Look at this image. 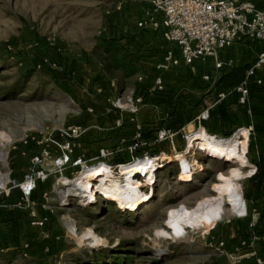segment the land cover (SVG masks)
<instances>
[{"label":"rangeland","instance_id":"obj_1","mask_svg":"<svg viewBox=\"0 0 264 264\" xmlns=\"http://www.w3.org/2000/svg\"><path fill=\"white\" fill-rule=\"evenodd\" d=\"M142 6L150 10L136 0H0V174L7 178L0 189L4 185L8 189L7 195L0 192V202L13 191L19 192L12 181L21 182L23 175L36 167L30 158L42 149L47 153L37 167L48 173L36 184L29 204L18 201L24 204H19V226L15 234H10V228L5 229L7 248L16 247L17 252L6 260V251L0 256V264H76L72 257L89 259L91 252L107 249H118L132 257L131 264H254V260L246 259V249L264 233V175L250 179L258 169L252 162L259 137L253 116L260 114V108L264 112V85L261 91H249L243 112L250 118L215 137L228 139L246 132V139H240L238 154L218 155L199 147L192 138L204 123L195 120L189 109L182 129H171V140L167 138L155 150L163 153H156L155 164L149 162L154 170L153 179L136 174L139 189L145 193L138 207L124 209L106 194L103 183L95 185L110 202L102 197L104 200L96 198L97 202L81 206L73 195L63 198L66 187L61 179L74 181L83 172L72 164L61 166L56 160L68 139L69 125L81 128L73 139V155L83 157L87 161L85 166L99 161L110 164L113 178L107 182L114 181L125 189L123 174L129 165L117 171L116 159H129L123 147L134 124L147 127L158 123L164 127L175 123L172 118L165 122L141 115L138 118L143 100L136 105L135 113L115 108L116 96L121 95L124 102L136 93L137 77L142 78L143 73L120 78L119 72H113L107 77L99 73L98 63L94 66L90 59L101 33L116 34L128 46L124 34L137 28L134 25L140 20ZM229 47L218 53L222 51L231 57L233 65H248L255 58L251 42H235ZM69 61L73 63L70 71ZM23 63L36 68L28 78L20 74ZM105 80L106 94L99 85ZM188 102L187 106H193ZM106 107L117 110L118 117L112 120L111 116H102L100 110ZM94 118L102 120V125L96 127L97 139L102 144L88 152L81 146L80 138ZM114 136L120 140L112 143ZM104 148L116 152L95 159L97 150ZM250 166L255 167L252 174ZM93 167L105 169L100 164ZM234 169L241 172L240 178L231 176ZM146 186L151 187V195ZM222 188L238 192L239 199L224 196ZM209 202L220 204L219 220L205 227L186 228L179 235L170 229L176 211H196ZM40 217L45 218L42 226L31 224ZM161 232L168 235H159Z\"/></svg>","mask_w":264,"mask_h":264},{"label":"built area","instance_id":"obj_2","mask_svg":"<svg viewBox=\"0 0 264 264\" xmlns=\"http://www.w3.org/2000/svg\"><path fill=\"white\" fill-rule=\"evenodd\" d=\"M136 1L148 5L150 13L158 16L163 39L169 46L162 52L160 59L154 64L156 74L152 77L150 84L145 90L136 91L134 95L132 93L126 97L124 102L121 95L114 98L113 106L118 110H128L131 113H135L137 111L136 105L143 100V93L153 94L163 90L160 73L177 66L179 63L184 64L190 72H193L194 61H202L206 57H211L216 71L227 70L233 65L232 61L230 59L219 60L217 52L235 42L248 41L258 46L254 60L245 69L242 82L232 90L236 93V102L239 105L246 104L249 85H261L264 83V2L260 3L261 1L257 0ZM150 21V19H140L136 22V26L137 28H143L147 24H150ZM200 78L213 83L216 77L202 74ZM141 79L140 76L137 77L138 81H141ZM217 96L222 97L223 92L217 93ZM207 117L208 109L203 108L193 118L202 121L207 119ZM143 129L144 125H140L137 122L134 124L132 135L123 147L129 155V159L117 162V171L121 165L130 164L142 159L152 160L155 164L158 157L156 153H163V150H155L167 138L170 141L174 134L171 129L162 127L156 129L152 136L144 137ZM180 129L182 128L180 127ZM66 130L68 139L61 146V154L56 158L61 166L72 164L84 171L98 164H103L112 171L110 164L104 161H99L93 166H85L84 163L87 161L82 159L83 157L73 155V148L75 146L73 139L80 134V126L69 125ZM114 152L116 150L98 149L95 159L110 157ZM46 153V149H42L40 153L33 155L30 158V162L36 165V167L23 175L21 182L15 183L12 181L13 186L17 187L20 193L21 201L25 205L29 204V195L35 189L36 184L43 181L48 175L46 171L37 167V164L41 163L42 157ZM142 153L144 154L142 155ZM250 168L251 174L254 173L255 167L250 166ZM179 171L180 161H178ZM4 187L0 189V192L3 190L5 195H7L8 189H4ZM150 189L151 187H148L146 191L151 195ZM96 198L103 199L99 195H96L94 201L85 200L82 204H79L85 206L95 203L97 202ZM44 220V217H40L31 222V224L42 226ZM258 238L264 242V233L258 236ZM263 262L264 254L261 258L255 260V264H263Z\"/></svg>","mask_w":264,"mask_h":264},{"label":"crops","instance_id":"obj_3","mask_svg":"<svg viewBox=\"0 0 264 264\" xmlns=\"http://www.w3.org/2000/svg\"><path fill=\"white\" fill-rule=\"evenodd\" d=\"M260 3H263V1ZM141 9L143 10L142 13ZM141 9L138 19H150V24H147L140 29L133 27L132 30L128 31L129 34H124L127 38L126 43H128V52L131 53L137 66H139L143 73L141 81L136 83L138 86L134 88L135 91H139L144 85L150 84L152 77L156 74L154 64L160 59L163 50L169 46L162 37V29L158 22V16L152 15V13H150V11L144 6H142ZM114 36L117 35L115 34ZM121 43H123L122 40ZM252 45L254 49V58L258 51V46L255 43H252ZM217 58L222 61L231 59V57H227L222 51L221 53L217 52ZM193 68L194 71L190 72L184 64L179 63L177 66L163 71L161 73L163 90L153 94H146L144 96L142 110L138 113V118L143 116L149 117L153 121H155V119L156 121H160L165 115V110H168V102H171L172 100L171 105H175V108L178 109L177 104H179V101L181 105H185V102L190 100V103L193 104L191 112L194 116L201 109H208V117L204 121L202 120L204 126L201 128L207 133V135L211 137L213 136V138H215L216 135L224 134L235 125L244 124L245 121L250 118L243 112L245 104L239 105L236 102V93L234 91L219 90L218 86L210 81H204L200 78L202 74H207L210 77L215 76L217 78L223 72L214 69L213 59L211 57H206L202 61H194ZM219 92H223L222 97L217 96V93ZM260 109V114L258 113L256 116H253L254 125L259 129V137L256 142V148L258 150L255 151V157L252 161L258 168L256 175H264V112L262 108ZM100 111L103 113L102 116L113 117L112 120L118 117L117 110L113 107H106ZM178 114V118L184 117L183 114ZM90 124L87 133L84 134L80 140L82 142L81 146H85L88 152L92 150L94 152L97 147L102 144L96 136V127L97 125H102V120L94 118ZM109 125H113L112 122H110ZM114 131L119 132L118 128L115 127ZM118 138V136H114L112 143L118 142L120 140ZM105 142L107 141H104V143ZM33 194H35V190L31 193L29 202L32 201ZM19 200H21L20 193L15 190L11 193L8 199L0 202V256L6 252L8 249L7 245H9V243L6 242L8 239L6 237L5 229L10 228V234H15L16 227L19 226V217L21 216V207H19V204H23L19 203ZM249 244V248L246 249L249 252L246 253V256L248 257L246 259L254 260L255 264V260L261 258L264 254V242L256 237Z\"/></svg>","mask_w":264,"mask_h":264},{"label":"bare ground","instance_id":"obj_4","mask_svg":"<svg viewBox=\"0 0 264 264\" xmlns=\"http://www.w3.org/2000/svg\"><path fill=\"white\" fill-rule=\"evenodd\" d=\"M241 137L246 139L247 133H237L228 139H216L207 135L203 129H200L192 139L199 147H205L210 152L216 153L218 155H225L228 153L231 155H236L238 154ZM243 149L245 150V146ZM0 158H2L1 155ZM149 162H152V160L142 159L133 162V164L130 163L131 165L126 164L129 166L123 174L125 180V189L119 187L114 181L107 182V180L112 179L113 176L111 171L103 164L100 165L104 166L105 169H100L97 167L88 168L80 174V178L78 177L76 180H74L75 182L66 178H62L61 183L66 187V189L62 191L63 198H65L68 194V196L73 195L79 200L80 204H82L85 200L94 201V198L99 193L101 194V196L99 195L100 197H103L105 200L110 202L104 193L101 192L95 185L96 183H103L106 194L112 200L118 201L120 204H122L124 209H133L138 207L141 201L145 198V193L139 189V185L135 179V176L138 173H143L145 174L146 180H152L153 167ZM241 163L244 165V160H242ZM126 165H121L119 170L122 166ZM230 174L234 179L241 177V172L238 169L232 170ZM6 179L7 178L5 175L0 174V184L4 183ZM221 192L224 196L239 199V194L236 191H231L228 188H222ZM221 214L222 208L220 207V204L215 202L205 203L196 211H176L173 219L170 221V229L174 231L175 234L179 235L183 233L186 228L205 227L212 221L219 220ZM159 235L166 237L168 234L166 232H161Z\"/></svg>","mask_w":264,"mask_h":264},{"label":"trees","instance_id":"obj_5","mask_svg":"<svg viewBox=\"0 0 264 264\" xmlns=\"http://www.w3.org/2000/svg\"><path fill=\"white\" fill-rule=\"evenodd\" d=\"M91 60H93V65L98 63V71L102 75H106L107 77H110V75L113 72H119L120 78H129L136 73L140 72L139 66H137L135 59L132 57L131 53L128 52L127 46H124V44L121 43V38L118 36L112 35V33H101L97 38L96 41L92 47L91 51ZM18 62V61H17ZM67 65V69L70 71L73 68V63L69 61ZM20 64V61L18 62ZM247 65H232L227 70L223 71L217 78L214 79L213 84L218 86L219 90L222 91H231L236 86H238L245 74V69ZM20 74L23 78H28L31 76L35 71L36 68L32 64L29 63H23L22 67L19 69ZM56 78V77H55ZM102 82V81H101ZM121 87V82H119ZM102 88V93H107V90L105 87L108 86V81L102 82V84H99ZM264 83L261 85H249V91L251 89L254 90H260ZM147 85H144L141 89L145 90L147 88ZM119 87V89H121ZM261 91V90H260ZM249 95V92H248ZM145 96V94H144ZM144 100V97H143ZM172 102V100H171ZM171 102L167 103L168 106V112L165 113L164 117L161 118L160 121H167L168 119H171V121L175 122L172 124H164L163 126L165 128L173 129V128H180V126L186 121L189 113V109L193 108V106H187V102H185V105H181L180 101L179 104H177L176 109L175 105L172 106ZM190 103V102H188ZM171 106V107H170ZM183 114L184 117L178 118L179 114ZM159 121V122H160ZM177 122V124H176ZM160 127V124H148L147 127L144 126L143 129V136H152L154 131ZM152 152V151H151ZM117 162L124 161L123 159H116ZM258 171V169H257ZM256 171V172H257ZM258 177V175H253L250 177L251 180H254ZM35 190V189H34ZM33 192V191H32ZM31 192V193H32ZM31 193L29 195V199L31 196ZM4 257L5 259L10 260L15 256L14 254L17 252L16 247L10 248L6 250ZM132 257L126 255L123 252H119L118 249H112V250H103V251H93L91 252V258L87 259L83 256H80L78 258L72 257L71 260L75 262L76 264H131L132 263ZM264 264V262H263Z\"/></svg>","mask_w":264,"mask_h":264}]
</instances>
